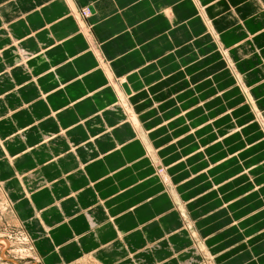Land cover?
<instances>
[{
  "label": "crops",
  "instance_id": "1",
  "mask_svg": "<svg viewBox=\"0 0 264 264\" xmlns=\"http://www.w3.org/2000/svg\"><path fill=\"white\" fill-rule=\"evenodd\" d=\"M0 182L43 264H264V0H0Z\"/></svg>",
  "mask_w": 264,
  "mask_h": 264
},
{
  "label": "rangeland",
  "instance_id": "2",
  "mask_svg": "<svg viewBox=\"0 0 264 264\" xmlns=\"http://www.w3.org/2000/svg\"><path fill=\"white\" fill-rule=\"evenodd\" d=\"M247 95L249 97L248 92ZM150 156L154 157V153H152ZM157 173L160 176L165 177V170L163 168H158ZM9 189H14V188L11 187ZM4 192L5 195L7 196V199H9L11 203L9 202L8 204L6 202L5 195L3 194L0 188V264H43L41 260V256L39 255L36 248L35 238L29 234L27 229L24 228V225L21 224L22 221L19 215L15 212L16 211L14 208L16 205L15 198L13 199L8 195V190L6 188ZM23 193L27 198L24 189H23ZM197 240H198V242L196 241L197 245L199 246L200 251L205 259L202 264H214L212 259H210L211 255L206 251V249L204 248L205 246L199 240V237H197ZM188 263L193 264L195 263V260L191 258L188 261ZM198 263L199 262L195 264ZM64 264H96V263L92 261V259H81L75 262L64 261Z\"/></svg>",
  "mask_w": 264,
  "mask_h": 264
},
{
  "label": "bare ground",
  "instance_id": "3",
  "mask_svg": "<svg viewBox=\"0 0 264 264\" xmlns=\"http://www.w3.org/2000/svg\"><path fill=\"white\" fill-rule=\"evenodd\" d=\"M123 101V100H122ZM122 103H124V102H122ZM125 104V103H124ZM126 105V104H125ZM127 107V106H126ZM129 111V110H128ZM128 114H129V116H130V119L132 120V123H134L135 121L133 120V118H132V113L131 112H128ZM134 117V116H133ZM136 123V122H135ZM134 123V124H135ZM3 147V146H2ZM149 153L151 154V151H150V148H149ZM1 184H0V188H1V191L3 192V194L5 195V192H4V190H5V185L2 183V182H0ZM11 187V186H10ZM13 187V186H12ZM5 198H6V202L9 204V199H7V196L5 195ZM25 202V201H24ZM11 203V202H10ZM194 234H195V232H193ZM196 235V234H195ZM194 235V237H195V240L198 242V240H197V235L195 236Z\"/></svg>",
  "mask_w": 264,
  "mask_h": 264
}]
</instances>
